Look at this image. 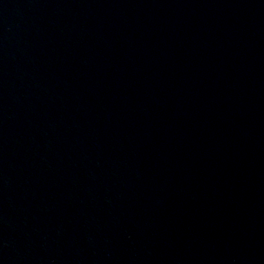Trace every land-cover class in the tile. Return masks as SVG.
I'll return each instance as SVG.
<instances>
[{
    "label": "water",
    "instance_id": "95a60500",
    "mask_svg": "<svg viewBox=\"0 0 264 264\" xmlns=\"http://www.w3.org/2000/svg\"><path fill=\"white\" fill-rule=\"evenodd\" d=\"M0 264H264V0H0Z\"/></svg>",
    "mask_w": 264,
    "mask_h": 264
}]
</instances>
